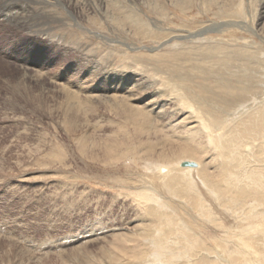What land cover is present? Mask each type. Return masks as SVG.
<instances>
[{
  "label": "rangeland",
  "instance_id": "obj_1",
  "mask_svg": "<svg viewBox=\"0 0 264 264\" xmlns=\"http://www.w3.org/2000/svg\"><path fill=\"white\" fill-rule=\"evenodd\" d=\"M59 1L43 9L59 17L45 26L43 40L27 37L19 44H0L20 64H40L44 73L36 77L23 72L18 62L0 58V264L145 263L150 251L144 240H119L106 247L110 237L88 243H71L67 237L113 224L120 230L116 233H125L124 225L139 212L134 187L150 185L145 181L157 177V166L183 159L206 164L212 186L199 183L197 199L171 193L174 201L168 198V203L179 212L165 215L167 220L171 224L178 216L186 227L196 226L190 216L219 221L210 229L199 227L206 232L196 238L181 237L182 230L173 227L170 250L161 258L180 261L197 246L209 264V257L231 249L236 230L248 227L240 214L249 204H258L259 213L264 210V193L243 190L216 200L210 191L224 187L227 176L216 169L207 131L193 141L182 123L165 132V120L145 115L136 119L133 106L144 110L141 100L153 96L168 108L176 105L171 108L176 123L179 110H185L183 116L192 117L187 124L198 115L202 123L214 121L213 135L238 130L236 145L247 154L240 159L247 162L238 166L240 176L248 171L245 181L264 186V115L259 120L256 114L264 104L262 0ZM226 22L245 27L212 28ZM246 26L255 31H246ZM189 32L199 34L163 44L172 34ZM128 83L142 84L133 91L138 99L122 97ZM112 93L120 96L107 97ZM92 94L107 96L91 100L87 96ZM263 221H253L250 232L264 226ZM221 224L225 227L219 228ZM259 234L253 238H261ZM217 240L225 246L219 247ZM57 241L61 248L54 246Z\"/></svg>",
  "mask_w": 264,
  "mask_h": 264
},
{
  "label": "bare ground",
  "instance_id": "obj_2",
  "mask_svg": "<svg viewBox=\"0 0 264 264\" xmlns=\"http://www.w3.org/2000/svg\"><path fill=\"white\" fill-rule=\"evenodd\" d=\"M263 2H264V0H262V4L264 6ZM59 3H60L59 0H0V36L2 38V40L0 38V44H5V43H7L9 45L19 44L22 41H18V40H26L27 37L37 38L39 40H43V38H44L43 36H45L44 31H46L45 29H48V28H45V26L52 24V23H56L59 21V17H55V16H51V15L49 16L47 14V12L44 11L43 9L48 7L49 5H51V6L53 4L58 5ZM52 15H54V14H52ZM222 26H225V27L233 26V27H237L240 29L245 27L242 24L238 25L234 22H232V23L226 22V23H223L222 25L220 24L219 26H213L212 28L217 29V28H221ZM245 30L250 31V32L255 31L251 27H247V29L245 28ZM204 31H206V30H203V31L201 30L200 33H203ZM198 34L195 33L193 35L191 32H189L185 35H177V34L173 35L172 34V37L170 38V40H168V39H167V41L165 40L166 42H164L163 44H165L167 42H171L172 40L195 37V36H198ZM47 39H49V37ZM0 58L6 59V60H8V62L13 63V64L18 62V59L16 57L12 58L8 49L6 47H2V46H0ZM20 61L23 62V64H20L18 62V65L20 66V69L23 70V72L27 73V71L29 70V71H31L30 73L32 75H36V77H41V74H44L42 71L43 69L40 68L41 67L40 64L29 65L24 60H20ZM136 82H138V79L136 80ZM139 85H142V84L141 83H134L132 85V87H130V83H128L125 87H123L122 94H124V95L122 97L125 98L126 96H129L130 99H134V100L138 99V98H133V96H134L133 91H134L135 87L137 88V86H139ZM115 94H117V93H112L108 96L106 94H92V95H88L87 97L91 100H97L101 96L106 95L109 98L111 97L112 99H117L120 95H118V94L115 95ZM130 95H132V96H130ZM142 101H143V105H144V108H143L144 110L141 109V110L137 111L136 107L133 106V112L132 113H133V116L136 117V119L138 116L142 117V115H145V116H147L146 118H149V117L155 118L156 117L158 120H161L162 122H164V120H165L164 127H162V130L165 132L176 127V125L178 123H180V124L182 123L184 128L187 126L184 131H185V133L186 132L189 133L188 137L191 138L192 141H193V138H195L198 134H200L202 132V130L207 131L206 133L208 134L207 135L208 141H209V143H211L213 145V147H214L213 149H215V153L213 152V154H214L213 156H215L216 157L215 159L218 160V161L215 160V161H217L216 162L217 165L216 164L215 165L218 166V168H216L215 166H213V167H214V169L215 168L220 169V172H223V173L226 172V176H227V180H225V182H223L224 183L223 186L225 188H227V192L225 190V192L222 193L221 189H224V187H222V186H221L222 188L220 186H218L216 188L214 187L213 189H211V191H210V189L205 188L206 190H209L213 195H215L216 200L219 199L220 194L224 195V194H228V193H232V192L233 193H242L243 190L246 193H248L251 191V189H252V191H255V189H256L257 193L259 191H261V193L262 192L264 193V186H261L262 183L260 185H254V183H252V182H255V183H260V182L252 180V179H248L245 181V178H246L245 174L248 173V171L244 170V172H246V173L242 172L241 176L244 175L245 177L243 176L242 179H240L241 176H240V170H238V166L241 163H242V165H244V163L246 161L240 160V159H243V157L247 154H244V151H243V154H244L243 155L241 153L242 151L240 149V146L238 145L239 147H237V145H236L237 144L236 140H238L237 139L238 138L237 137V134H238L237 131L238 130H236L234 133L232 131V133L228 132V133H225L223 135H215V134L213 135L211 129L214 126V125L212 126V124H215L214 121H211L208 119L206 122L202 123L201 122L202 120H200L201 118L199 119V117H198L199 115H198L197 117H193L195 119V121H193L192 123L189 122L187 124L185 122L188 120L189 121L192 120V117L191 116L184 117L183 112H185V110L184 111L179 110V113L180 112H182V113H181L180 119L176 123L175 121L177 119L173 120L172 119L173 117L171 118V116H174V113H173V111H171V108L175 107L176 105H174L172 107V105H173L172 104V105H170L171 108H168V104H165V103L162 104L161 102L155 101L153 96L148 97L146 99L144 98L141 100V102ZM183 101H185V99H183ZM183 103L186 104V101ZM259 107L263 108V110L262 109L259 110L260 108H256L257 110H259V111L256 110V114H259L257 116L259 117V120H260V117H262L264 115V104H262ZM244 127L245 126H243L242 128H244ZM160 130H158V131L160 132ZM164 134L166 135V133H164ZM212 145L211 146L209 145V146L212 147ZM254 155H252V156H254ZM187 160H190V159H187ZM212 160H213V158L211 159V161ZM183 161H186V159H183L180 162L179 161L175 162L176 164H174V165H170V164L164 165L163 163H162L163 165L160 164L162 166H157V173H156L157 177L155 179L149 178L151 181L150 180L145 181L146 184H150L151 186L146 185V186L134 187V189L138 190V192L134 193L135 194L134 199L136 201V208L139 209V212H138L137 216L132 218V220H130L129 222L128 221L126 222V225H124V226L128 227V229L125 227L127 229L125 233H120V234L116 233V231H120V230H118L119 228L117 227V225L114 226V224H113L111 227H108V229L106 227H103V228L101 227L98 229H97V227L96 228H94V227L88 228V229L82 231L79 235H76V236L71 237V238L67 237L68 238L67 240L70 241L71 243H73L75 240L88 243V242H92L94 240L103 239L104 237H105L104 238V241H105L107 237H110L109 241L106 240L107 241L106 247H109V245L116 244L117 241H119V240L124 241L126 243L127 242L131 243V242H133L132 240L134 238H137V239L144 240L143 242H146L147 245L149 246L148 252L150 251L149 252L150 254L147 255L148 260H145V263H142L141 261H139L138 264H204V261L206 260L207 257H203V255H201L200 253L198 254L196 252L197 246H193L191 248L193 250L188 253V256L187 257L186 256L181 257L180 261H179V258L175 259V261H170V259L167 257L161 258L162 256L168 255V254H166L167 253L166 251L170 250V248H169L170 245L168 242V240H170V239L168 236H171L169 234H170L171 230L175 228V226L177 228L176 232L179 233L182 230V232L184 233V234L180 233L181 237L182 236L186 237L187 235L190 234L191 237L196 238L194 236L195 234L198 235V234H203L206 232V231H202L201 228H200L201 229L200 230L199 227H204L206 229H210L212 224L217 225L218 224L217 222L219 221V220L218 221L216 220L217 222H214L213 219L212 220L209 219L206 221H202V220L200 221L199 217L198 218L197 217H191L190 213H192V212H189V211L188 212L184 211V212L190 214L189 215L190 216L189 221L191 223V218H192L193 223L196 224L195 227H186L185 225H183L180 222L178 216L175 217L176 218L175 220H172L171 224H170V221L167 220V217L165 215H170V214L174 215V213L177 214V211L179 212V210L176 211L175 208H173L174 206L172 207L168 203V200H169L168 198L171 199L170 195H172V194L174 195V192H177V193L180 192V195H181L180 197H182V198L191 199V197H192L194 199V197H196V199H197L198 196H201V195H199V191H198L199 183L201 184V186H204V187L205 186L209 187V184L212 186L211 176L210 175H209L210 177L207 176L208 174L206 172V167H207V166H205L206 164L204 165L201 163L202 165L205 166L204 167L205 169H204L201 164H199L195 161H190V162H195L197 164V166L195 168L181 167V162H183ZM150 166L148 165L147 168L148 169L152 168ZM236 167H237V169H236ZM223 173H221V175ZM253 174L256 175L254 172H253ZM250 176L253 177V175H251V173H250ZM255 178H257V177H255ZM257 179H259V178H257ZM249 180L251 181V183L253 185L249 183ZM260 180L261 179H259V181ZM142 183H143V181H142ZM174 187H176V188H174ZM202 189H203V187H202ZM202 189H201V193L203 190H205V189H203V190ZM237 190H239V191L237 192ZM159 191H160V193H158ZM161 193L163 194L162 197H161V195H162ZM158 194L161 198L158 196ZM254 194L255 193H253L252 195H254ZM207 196H209V195H207ZM246 196H248V195H246ZM175 197H176V195L174 196V198ZM209 197H211V196H209ZM163 198H165V199L167 198V200L165 201ZM171 200H173V199H171ZM177 201H178V199H177ZM191 201H193V200H191ZM211 201H212V199H211ZM220 201L221 200H219V202ZM181 203H179V204H181ZM203 204H200V206L202 207V209H201L202 212L206 210V209H203V206H204ZM174 205H175V203H174ZM209 205H211V203ZM182 206H181V209L183 208ZM257 206H258V204H254V203L249 204L247 209L244 212H241L240 215H243L242 221H244V222L246 221V224L247 223L248 224L250 223V224L248 225V227L246 226L245 228H242L241 230L238 229L239 231L236 230V233H233L234 241H233V243L230 244V247H229V248H231L230 250H227V251L223 250V251H225L224 253H223V251H222V254L219 253V257H218V255L217 256L215 255V257H212L213 258L212 260L209 257L211 264L212 263H215V264H221V263L222 264H264V228H263L264 226L263 225L259 226V227L253 226L254 228L250 232V230L252 228L251 223H253V221L264 220V210L262 209L263 211L259 213L258 211H256ZM259 206H260V204H259ZM138 209H136V210H138ZM218 209H220V208H218ZM207 211H208V209H207ZM228 211H230V210H228ZM224 215H225V213L223 214V219H224ZM237 215H239V214H237ZM250 217H252V218L249 220ZM247 219L249 220L248 222H247ZM157 222H159V224H160L159 228H156L154 225V223H157ZM178 222L181 223L179 226L176 225V224H178ZM234 222H235V220H234ZM151 223L154 226H152ZM218 226H219V228L225 227V226L223 227L222 224H221V226L220 225H218ZM256 232L260 233L259 235L261 238H253V236H254V234H256ZM105 233H107V234L105 235ZM161 234L163 236V240L160 239ZM225 234L226 233H224V235ZM177 236H178V234H177ZM200 238H202V237H200ZM213 238H214V236H213ZM61 241L54 242L53 243L54 246H56V248H61ZM198 241H196V244ZM62 243H65L64 240ZM222 243L223 242H220L219 240H217V244L219 247L225 246V245H222ZM168 245H169V247H168ZM106 250L110 251L109 248H106ZM36 253H38V252H36ZM110 253L111 252H109V254ZM124 254H126V253H124ZM110 255L112 257V254H110ZM143 258L145 259V257H143ZM112 260H113V258H112ZM237 261H238V263H237Z\"/></svg>",
  "mask_w": 264,
  "mask_h": 264
},
{
  "label": "water",
  "instance_id": "obj_3",
  "mask_svg": "<svg viewBox=\"0 0 264 264\" xmlns=\"http://www.w3.org/2000/svg\"><path fill=\"white\" fill-rule=\"evenodd\" d=\"M196 166H197V164L195 162H190V161L181 162V167L195 168Z\"/></svg>",
  "mask_w": 264,
  "mask_h": 264
}]
</instances>
